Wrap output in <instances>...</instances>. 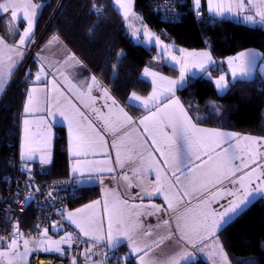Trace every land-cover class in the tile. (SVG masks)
I'll return each mask as SVG.
<instances>
[{
    "label": "snow or ice",
    "instance_id": "6c2138e0",
    "mask_svg": "<svg viewBox=\"0 0 264 264\" xmlns=\"http://www.w3.org/2000/svg\"><path fill=\"white\" fill-rule=\"evenodd\" d=\"M115 3L125 8L127 16L128 5L125 0H115ZM194 3L199 10L201 0H194ZM207 5L209 12L219 17L232 14L234 10L238 16L252 12L254 14L243 15L242 19L251 24L264 25V0H207ZM39 7L41 5L33 4L32 0H0V15L9 13L11 21H18V13H22V19L26 21L22 34L18 27L12 29L13 35H19V46L30 42ZM95 11L99 13L101 10ZM143 34L151 42L152 33L144 30ZM5 49L9 52L19 50L0 38V85L4 83ZM179 51L182 57L171 56V60L180 65L179 80L168 79L149 68L144 69L143 75L152 77L151 94L144 98L132 92L129 97V101H139L140 106L148 112L138 123L123 108L117 106L115 100H112L108 114L93 107L95 98L91 95V84L85 93L69 82L71 90L85 107L91 108L95 122L64 97L55 80L52 81L51 89L54 96H41L38 93L45 90L33 88L28 96V106L24 109L25 112H46L54 115L55 108L68 121L70 150L75 157L86 158L89 153L96 155L97 149L107 146L101 132H112L110 147L115 151V164L124 169L125 160L130 162L132 178L126 173L122 176L125 188H141L143 196L133 194L136 199L163 196L167 209L171 210V217L166 219L161 215L155 226L142 223L140 217L145 214L152 215L153 210L161 209L154 204L147 209L141 204H130L127 193L125 198H121L113 192L111 199L106 197L103 202L94 201L74 213H68V220L94 242L104 239L106 221L108 245L113 249L118 246L119 241L114 239V234L116 237H125L131 245L129 256L135 255L138 264H182L191 253L181 245V241L193 246L197 242L205 241L222 229L250 198L264 197V138L247 135L240 137L235 133L198 127L192 122L179 100L173 98L174 88L176 85H185V74L190 71L189 65L199 69L200 73H206L208 66L216 64V61L211 59L208 52H187L184 49ZM15 66V63L7 66L9 75ZM228 66L233 81L248 80L258 67L257 54L241 52L228 59ZM192 75L195 76L196 73ZM41 79L40 75L36 76L37 81ZM90 79L92 84L96 83L95 77ZM215 84L221 92L228 88L224 75L216 79ZM104 95L108 97L106 91ZM165 100L168 103H164ZM112 106H116L115 113L112 112ZM29 123L28 120L24 121L25 144L22 157L32 159V153L42 150L46 145L47 129L39 127L44 124L41 119L37 122V131L33 133L28 127ZM137 132L143 134L142 141L139 135H134ZM129 144L133 147H129ZM134 150L139 155L133 162ZM41 162H45V157H41ZM111 163V159L102 162L77 160L73 171L88 168L111 173L114 171ZM153 172L154 183L148 181V176ZM186 197L190 199H185ZM193 200L196 201L195 205ZM220 200H225V203L221 204ZM214 203L218 207H212ZM77 216L80 218L76 219ZM47 231V228L44 229L45 235ZM19 235L18 226H14L12 238L5 240L0 237V246L6 245V248H0V264H26L25 257L30 252L29 241H23L24 251L20 252L19 240L16 238ZM73 239L69 233L59 241H48L49 245L55 247H45L44 251L61 252L59 245L68 244L71 247ZM219 255L226 264L227 257L222 249ZM129 256L119 259L127 264Z\"/></svg>",
    "mask_w": 264,
    "mask_h": 264
},
{
    "label": "trees",
    "instance_id": "16d2710c",
    "mask_svg": "<svg viewBox=\"0 0 264 264\" xmlns=\"http://www.w3.org/2000/svg\"><path fill=\"white\" fill-rule=\"evenodd\" d=\"M35 1L41 7L30 50L38 41L40 46L51 37H59L122 105L136 116L143 113L142 109L129 103V97L132 92L142 96L151 92L152 84L142 77V73L152 64L157 51L155 47L133 40L114 0ZM151 1L135 0V9L149 27L157 34L163 33L171 43L192 50L209 48L216 59L254 49L262 53L261 62L264 63V29L234 19L212 17L206 11V0L202 1L200 9L203 13L201 22L196 20V10L187 5L181 20L170 24L161 20ZM94 5L95 9L101 10L99 13ZM0 35L9 39V25L3 18H0ZM35 62L32 56L19 83L0 109V202L5 193L3 169L10 164L11 156H18L20 114L32 72L26 74L34 69ZM157 68L168 76L179 75L177 68L166 63L157 64ZM208 72L218 76L226 71L210 68ZM208 72L191 79L179 91V98L195 121L204 126L264 137V77L257 73L249 80L232 81L228 91L220 94L213 80L207 77ZM212 102L219 103L220 110L213 111ZM57 131L51 171L44 173L41 170L37 175L47 182L69 175L66 131L63 128ZM96 197L97 193L83 192L70 204L77 206ZM37 221L38 210L31 205L22 221V230L33 233ZM218 239L230 264H264V197L226 225Z\"/></svg>",
    "mask_w": 264,
    "mask_h": 264
},
{
    "label": "crops",
    "instance_id": "0c3cea01",
    "mask_svg": "<svg viewBox=\"0 0 264 264\" xmlns=\"http://www.w3.org/2000/svg\"><path fill=\"white\" fill-rule=\"evenodd\" d=\"M32 3L36 4V1L32 0ZM39 9L40 8L37 9V15L35 17L34 29L30 37V42L27 43L25 46H19L18 44L19 35H13L12 33V29L18 27L19 32L22 34L23 29L26 27V21H23L22 13H18V16L20 17L18 21H11L9 13H4L3 15H0V18H3L9 25V39L4 38L1 35H0V38H3L6 44L19 49L18 51H13V52H9L7 49H5L3 52V62L5 65L4 73H8V67H7L8 65L12 63L16 64V66L12 68L11 75H9L10 76L9 78L14 77L16 72L23 66L26 58L28 57L30 43L36 31V25H37V20L39 16ZM206 11L210 16L214 18L223 19V18L216 17L214 13L209 12L207 0H206ZM247 13L250 14L251 12H245V14ZM21 25H23V28H21ZM37 47L38 48L34 55V58L36 61L34 65V69L29 70L26 74V75H29V73L32 72L30 80L29 82H27V86L25 89V97H24V101L22 105L21 114H20V139H19V144H18V158L20 159L21 162L30 163L36 168L43 169L44 166H51L53 158H54V146H55L56 136L58 133L57 130L58 128H63L66 131V135H67V155H68V162H69L68 164L69 174L74 176L82 193L87 192L88 195H93L94 193H97V197L86 203H83L77 206L71 205V204L65 205L63 209V214L61 216V222L58 225H56V227L52 226L50 229V232L41 239L33 238V239L28 240L29 241L28 247L30 249V252L28 256L25 257L26 264H29V259L33 253H42V254H50V255L62 254L64 250L69 247L68 244L59 245V247L61 248V252H56L54 250L46 252L44 251V248L52 247L54 249L55 246L49 245L48 241H59L61 240L62 237L66 236L69 233H71L72 236L74 237V239L71 242V245L77 240L76 239L77 237L78 239H83L86 241L88 254H91L98 249H110L112 251L117 252L122 257L129 256L131 245L125 237L123 236L116 237L114 234V239H117L119 241L118 246L113 249L108 245L106 221H105V227L103 231L104 239L99 242H94L92 238L85 237L83 233L80 232L79 228H77L75 224H72L68 220L67 218L68 213L70 212L74 213L76 212L77 209L83 208L85 205L91 204L94 201L103 202V200L106 197L108 199H111L112 198L111 194L113 192H115V194L120 196L121 198H125V194L127 193L130 204L131 203L141 204L145 207V209H147L149 205L154 204L159 209H161V211L153 210L154 214L152 215L145 214L140 217V220L142 223L155 226L158 224L159 218L161 217V215H163L164 218L166 219L171 217V210L167 209V204L164 201L163 196L162 195L159 197L150 196V197H143V199H136L133 194H139L143 196L141 188L135 187V186L128 187L127 189L125 188V182L123 181L122 176L124 173H126L130 179L132 178V172L129 168L130 162L125 160L124 169H121L118 165L115 164V151L110 147L112 140H113L112 132L107 131V130H103L101 132V135L107 141V146L104 147L103 149H97L96 155L89 153V155L86 158L85 157H75L72 155V151L70 150V134H69V128H68V121L63 116H61L59 112L55 110V108H53V112L55 113L54 115H48L46 112H25L24 109L26 106H28V96L33 88L44 89L45 92L38 93L41 96H48V97L54 96L55 93L52 92L51 89H52V81L55 80L57 84L59 85L61 91L63 92L64 97L67 100H70L81 111L85 112V114L90 119H92L94 122H95V117L92 114L91 108L85 107L84 103L77 97L76 93L73 90H71L69 86V82L71 84L76 85L77 89L85 93L87 92L88 85L91 84L92 85L91 95L92 97L95 98L93 107L99 109L104 114H108L109 106L112 104V100H115L116 105L119 106L120 108H123L124 111L130 117H132V119L136 121L137 123L143 116L147 115L148 112L145 111V109L142 106H140L139 101H129L131 105L143 110V113H141L138 116L132 114L124 105H122L112 95L110 90L107 89L102 84V82L86 67V65L68 48L65 42L62 41L59 37H51L50 39L45 40L40 46H37ZM178 47H179L178 50L184 49L187 52L188 51L200 52L201 50H203V49L189 50L179 45ZM204 49L208 50L209 48H204ZM204 52H208L210 54L211 59L213 61H216V64L209 65L211 66V68H215L217 66L219 69H225V71L227 72L225 74V77L228 82V88L226 89L228 91L230 87V82L233 81V78L231 76V70L229 69V66H228V59L238 56L239 53L235 56H232L226 59L216 60L214 56H213L214 58H212L213 54L211 51H204ZM243 52H253L257 54L258 67L254 70L252 77L250 79L254 78L257 73L261 74L264 77V66L261 67L262 66V62H261L262 53L254 49L246 50ZM180 53L181 52L179 51V54ZM9 56L11 57V59H9ZM175 68L180 69V65ZM156 71H159L161 73V74L158 73L159 75L167 77L168 79H171V80H179L180 78V70H179V75L174 78L173 76L170 77V76L163 74L159 68H157ZM199 72H200L199 69L197 71H193L192 68H190V71H188L185 74V81H186L185 85L183 87H181L180 85L175 86L173 98L176 100H179L180 104L183 106L185 111L188 113L189 117L192 118V122L197 124L198 127L218 129V128L204 126V125L197 123L195 119L193 118V116L191 115L190 111L188 110L187 106L179 98V91L182 88H184L191 79L203 74V73L199 74ZM192 73H196V75L193 76ZM37 75L41 76L42 79L40 81L36 80ZM65 77L67 78L66 80H65ZM91 77H95V80H96L95 84H92V81L90 79ZM142 77L152 84L151 82L152 77H145L143 73H142ZM216 79H212L214 84H215ZM152 89H153V84H152ZM105 91L108 93V97H110V99L108 97H105L104 95ZM151 92L147 96H142L137 93L136 94L141 97L147 98L151 94ZM226 92L224 90V93ZM61 103H63V100H61ZM164 103H168V101L165 100ZM115 111H116V106H112V112L115 113ZM41 119L44 121V124L39 125V127L41 128L46 127L47 143L45 146H43L42 150L35 151L34 153H32V156H33L32 159L23 158L22 151L24 149V144H25L24 121L28 120L30 122L28 127L30 131L34 133L37 131V127H38L37 122L40 121ZM218 130L222 132L235 133L240 137L247 135V136H252L256 138H264V137H259V136L252 135V134H243V133L222 130V129H218ZM134 135H139L140 141L143 140V134L137 132V133H134ZM129 147H133V145L129 144ZM105 153H107L108 155H105ZM138 155L139 154L134 150L132 153L133 162L138 159ZM41 157H45V162L43 163L41 162ZM84 159L92 160L94 162H102L105 159H111L112 163L110 164V166L114 168V171L109 173L107 171L101 172L98 170L81 168L80 170L74 172L73 166L76 165V161L84 160ZM148 181L154 183L155 181L154 172L148 176ZM149 191H152V190L149 189ZM196 195H198V193ZM261 198L262 197H259V196L255 198H250L249 202L246 205H243L241 209L232 217V219L226 225H228L230 222L236 219L241 213L246 211L249 207H251L255 202H257ZM185 199H190V198L186 197ZM195 203L196 201L193 200V205H195ZM220 203L224 204L225 200H220ZM100 207L102 208V204ZM212 207H218V205L214 203ZM79 218H80L79 216L76 217V219H79ZM57 228L61 230H57ZM222 229L217 230L214 236L208 237L205 241L197 242L195 246H193L192 244H188L185 241H181V245L184 248H186V250L189 253H191L188 259L183 261L182 264H198L199 262H202V261L207 264H225V262L221 260V257L219 255L221 249L223 253L225 254L223 247L218 239V235ZM24 240L25 239L19 240V251L20 252L24 251V244H23ZM0 248H6V245L0 246ZM130 260L132 261V264H138V260L135 255L129 256L128 261ZM226 264H230L228 258H227Z\"/></svg>",
    "mask_w": 264,
    "mask_h": 264
},
{
    "label": "built area",
    "instance_id": "2783aa9c",
    "mask_svg": "<svg viewBox=\"0 0 264 264\" xmlns=\"http://www.w3.org/2000/svg\"><path fill=\"white\" fill-rule=\"evenodd\" d=\"M187 5L196 10V20L201 22L203 13L196 9L194 0L151 1L152 8L161 20L170 24L181 20ZM158 37L167 44L171 43L163 33H158ZM19 73L21 75L22 72ZM10 160V164L3 169L5 193L0 202V237L5 240L12 238L14 226H18V240L41 239L45 236L44 229H48V234L52 226L61 222L64 206L80 198L82 192L71 174L65 179L47 182L37 177L41 168L21 162L18 156H11ZM31 205L38 210V221L36 230L27 233L22 230V221ZM86 253V241L77 239L59 255L33 253L29 264H125L119 259L122 256L110 249H98L87 255Z\"/></svg>",
    "mask_w": 264,
    "mask_h": 264
},
{
    "label": "rangeland",
    "instance_id": "374dc122",
    "mask_svg": "<svg viewBox=\"0 0 264 264\" xmlns=\"http://www.w3.org/2000/svg\"><path fill=\"white\" fill-rule=\"evenodd\" d=\"M202 1L203 0H201L199 9H202V6H203ZM125 2L128 5L127 16L125 15V8H122V7H120V5L116 4L115 0H114V5L118 9V11L123 15V17L125 19V23H126V28H127V31L129 32L130 36L133 38V40L136 43H142V44L144 43L145 45H148L149 47H155L156 51H157L156 56H155L154 60L152 61V64L147 66L146 68H149L150 71L160 73L159 71H156L157 70V67H156L157 64L167 63V64H170L174 67H178L179 64H176L174 61L171 60V56H176L178 58L182 57V53L179 54L180 49L178 50V48H179L178 45H176L174 43L167 44L160 37H158L157 32L155 30H153L151 27H149V25L144 21L142 16L136 11L135 0H125ZM36 4L40 5L38 3H36ZM250 14H254V13L251 12ZM243 15H246V14L241 13L239 16L236 15L235 10H234V12L232 14H225L222 17H219V16H216V17L223 18V19H234L237 22L243 23L245 25H249L251 27H259V28L264 29V25L251 24V23L243 20L242 19ZM144 30H147L148 32L152 33L151 42L149 41V38L143 34ZM157 38H158V41H157ZM38 44H39V41L37 42V44L35 45V47L33 49H31V50L29 49L28 57L26 58L23 66L17 71L18 74L15 77L9 78L10 77L9 74L4 73V83L2 85H0V109H1L2 105L4 104V102L6 101L11 90L16 86L15 82H17V84L19 83V79H20V73L19 72H23V70L26 68L27 63L30 60V58L35 55V52L38 48L37 47ZM189 50H192V49H189ZM204 51H210V50L209 49L208 50L203 49L200 52H204ZM188 52H191V51H188ZM212 58H214L213 55H212ZM216 60H219V59H216ZM263 66H264V63H262L261 67H263ZM190 68H192L191 65H189V69ZM208 68L210 69L211 66H208ZM215 68H218V67L216 66ZM177 69L179 70V68H177ZM192 70L197 71L198 69L192 68ZM226 73L227 72H223V73L219 74L218 76H212V74L210 72H208L206 75H207V77H209V75H210V77L212 79H216V78H219L221 75L225 76ZM199 74H200V72H199ZM170 77H172V76H170ZM17 79H18V81H17ZM226 91L227 90H225V92ZM219 93L224 94V91H222V92L219 91ZM211 108L212 109L215 108V111H218V110H220V104L217 102H212Z\"/></svg>",
    "mask_w": 264,
    "mask_h": 264
},
{
    "label": "water",
    "instance_id": "95a60500",
    "mask_svg": "<svg viewBox=\"0 0 264 264\" xmlns=\"http://www.w3.org/2000/svg\"><path fill=\"white\" fill-rule=\"evenodd\" d=\"M42 170H43L44 173L50 172L51 171V166H44Z\"/></svg>",
    "mask_w": 264,
    "mask_h": 264
},
{
    "label": "bare ground",
    "instance_id": "6f19581e",
    "mask_svg": "<svg viewBox=\"0 0 264 264\" xmlns=\"http://www.w3.org/2000/svg\"><path fill=\"white\" fill-rule=\"evenodd\" d=\"M41 261H44L43 259Z\"/></svg>",
    "mask_w": 264,
    "mask_h": 264
}]
</instances>
